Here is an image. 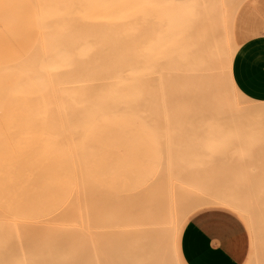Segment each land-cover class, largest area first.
I'll return each instance as SVG.
<instances>
[{"label":"bare ground","instance_id":"bare-ground-1","mask_svg":"<svg viewBox=\"0 0 264 264\" xmlns=\"http://www.w3.org/2000/svg\"><path fill=\"white\" fill-rule=\"evenodd\" d=\"M31 1L43 22L37 48L16 73L0 67V88L25 82L14 116L0 120V264H127L137 213V264H176L169 239L194 208L224 206L251 226L250 205L260 221L264 210L244 200L254 188L193 206L175 169L146 167L124 149L129 122L146 115L173 116L179 105L195 118L231 113L229 96L241 93L225 80L230 0ZM20 110L29 117L21 129ZM249 112L261 118L264 104ZM107 184L114 192L104 199Z\"/></svg>","mask_w":264,"mask_h":264},{"label":"rangeland","instance_id":"rangeland-1","mask_svg":"<svg viewBox=\"0 0 264 264\" xmlns=\"http://www.w3.org/2000/svg\"><path fill=\"white\" fill-rule=\"evenodd\" d=\"M26 1L28 2L31 10L34 12L37 24V39L34 45L35 48L33 47L32 49L34 51L37 48V42L41 36L40 34H42L41 25H43V22L42 20H40L41 16L37 7H35L36 5L31 0ZM230 1V6L232 7V9H235L234 15L243 13L248 9L256 8L259 6V14L260 16H264V0H233L234 2L232 0ZM232 2L234 4H232ZM232 28L233 19L230 27L227 28L225 35L223 34L222 39L228 45L227 50L231 52V55L234 58L237 47L234 43ZM161 29H164V24L162 23ZM261 33L264 34V31H262ZM236 35V42L238 46H240V44L244 40H246L247 36H250V34H247V32L243 33V31H237ZM26 39V51L28 53V31L26 34ZM34 53V58L38 60L39 53ZM23 59H25V57ZM23 59L13 64L0 67H4L3 70L9 69L5 67H11L10 69L12 70L14 69V66L17 67L18 64L21 63V61H24ZM25 65L27 64L24 63V66ZM20 68L17 67L13 71L16 73ZM231 73L230 75L226 74L227 76H225V80L226 77L232 79ZM24 85V81L22 82L17 79V81H13V83L8 88H6V90L0 88V120L9 119L14 116L12 107L20 102V95L22 94V90L25 87ZM198 88L199 83L194 81L193 89L196 90ZM231 95L229 96L233 102V106L232 108H230L231 113L224 117L195 118L188 115V109L186 107H182L181 105H179L175 108V115L173 116H160L158 118H151L146 115L140 122H129L130 130L126 136V148H124L126 150L127 159L131 160L133 158L135 159V157L137 156H141L140 158H142V163L146 167L151 166L164 169H175L176 172L182 177L184 183L183 185L187 187V198H189L192 203L196 201L199 204H202L205 203L204 199L207 201L208 199L219 194V196H221V194H224L223 196H226L228 198L229 192L230 194L232 192L234 193H232L233 196L230 195L231 198L235 196L237 198V196L240 195L241 197L239 200H242L241 198H246L247 193L251 192L252 188H254L255 192L253 190V193H256L254 197L252 198V194L250 197L248 196V198L244 200L249 199L255 201L254 203L258 205L260 207V210L263 212L264 116H262L261 118L259 116L256 117L249 112V107L255 104L264 103L251 101L245 98L242 94L236 97L231 92ZM27 102L28 101L26 100V102L24 103L27 104ZM24 108L25 107H23V109ZM26 109L27 107L24 109L25 111L22 112L25 113V115L28 113V109ZM21 110L18 111V114L20 113L18 120L14 118L13 121L14 124L15 121L18 122L16 125H19L16 128H19V126H21L20 129L22 128V125L23 127H26L28 125H26V122L27 120L29 121V117L28 119L23 117L24 114H21ZM20 116L23 117H21L23 121L20 120ZM27 116H29V114ZM14 124H11L10 126L13 127ZM17 133H19V131ZM110 140L111 142L116 143V140L118 139L116 137H111ZM121 149L122 148L118 150L121 151ZM130 160L128 162L129 167L133 168V162H131ZM251 185L253 187L248 189V187ZM186 189L183 191H186ZM102 191L104 199H109L114 192V188L112 185L107 184L106 187H103ZM235 192L237 194H235ZM207 193L209 194L207 195ZM211 193L213 194V196L211 195ZM198 198L199 200H201L198 201ZM192 205L195 206V202ZM249 206V212L251 211L252 215L255 217V223L251 225L253 227L247 224L246 221L240 219L234 213L227 210L209 208L210 205H207V207H199L198 209L194 208L191 213L186 215V224H183L184 227L180 236L179 253L183 263L187 264L182 251V237L187 225L194 218L203 213L220 212L235 219L244 229L246 241L244 244L245 257L242 264H260V261L264 259V214L260 221H258V219H256L257 213L255 209L250 208ZM138 215L140 217V214L137 213V217L135 216L128 238H125V240L127 239V243L124 254L127 253L126 259L128 256L129 263L127 264H137L138 261L143 258V252L142 250L140 251L141 246H138L141 244L139 243V240L141 239L140 235H142L143 227L141 228L140 225L143 221L141 220V217H138ZM139 221H141L140 224ZM137 223L139 224V226H137ZM136 233H138L139 236ZM257 235H259L260 237ZM135 238H137V240ZM258 238H261V243ZM136 242H138L139 244ZM177 242L178 241H176V239L174 238L169 239V247L171 246L174 252H176ZM173 244L175 247H173ZM134 245L137 247H135ZM260 257L263 259L260 260ZM176 264L182 263L177 261Z\"/></svg>","mask_w":264,"mask_h":264},{"label":"crops","instance_id":"crops-1","mask_svg":"<svg viewBox=\"0 0 264 264\" xmlns=\"http://www.w3.org/2000/svg\"><path fill=\"white\" fill-rule=\"evenodd\" d=\"M27 31L30 52L37 39L34 12L26 0H0V66L18 62L29 54L26 51ZM237 31L250 34L240 46L236 42ZM262 31L264 16H260L259 6L234 15L232 32L237 48L232 61L231 76L236 88L245 98L259 103H264ZM209 208L230 211L246 221L230 208L218 205H210ZM246 223L249 224L247 221ZM183 224H186L185 220L176 237V255L182 264L179 241ZM245 241L244 229L235 219L220 212H207L187 225L182 237V251L187 264H242Z\"/></svg>","mask_w":264,"mask_h":264}]
</instances>
